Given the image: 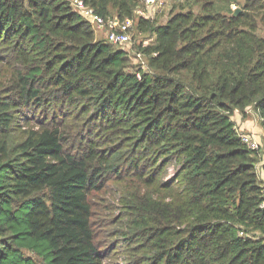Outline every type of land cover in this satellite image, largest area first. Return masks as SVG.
I'll return each mask as SVG.
<instances>
[{
  "label": "trees",
  "instance_id": "obj_1",
  "mask_svg": "<svg viewBox=\"0 0 264 264\" xmlns=\"http://www.w3.org/2000/svg\"><path fill=\"white\" fill-rule=\"evenodd\" d=\"M180 6L137 20L140 70L69 0H0V264H107L100 194L123 264H264V0ZM250 107L260 150L232 119Z\"/></svg>",
  "mask_w": 264,
  "mask_h": 264
},
{
  "label": "rangeland",
  "instance_id": "obj_2",
  "mask_svg": "<svg viewBox=\"0 0 264 264\" xmlns=\"http://www.w3.org/2000/svg\"><path fill=\"white\" fill-rule=\"evenodd\" d=\"M186 5V0H158V4L153 7H146L139 1L137 7H141L145 10L148 17L156 19L159 23L167 21L168 17L177 10L181 9L180 5ZM96 32L98 38H104L103 33ZM132 48L128 47L133 54L134 45H138L140 42L151 43L154 41V35L150 33H139L137 28L132 32ZM132 64H136L134 58H131ZM137 65V64H136ZM232 119L235 121L236 126L240 132L253 133L257 139L262 142L263 127L261 125V118L253 108L247 109L246 115L242 112L236 111ZM262 151V150H261ZM176 170V167H172L169 170V176L172 175ZM259 176L264 177V171L262 170V162L258 164ZM264 182V180H262ZM111 196L100 194L93 198L94 202V214H93V225L97 234V241L101 245V248L106 251V254L110 255V258L106 260L107 264H123L126 259V253L121 246V242L116 240L114 236V217L117 216V211L107 208L108 202L106 199H110ZM108 250V251H107Z\"/></svg>",
  "mask_w": 264,
  "mask_h": 264
},
{
  "label": "built area",
  "instance_id": "obj_3",
  "mask_svg": "<svg viewBox=\"0 0 264 264\" xmlns=\"http://www.w3.org/2000/svg\"><path fill=\"white\" fill-rule=\"evenodd\" d=\"M72 6L79 11V13L88 19L96 30L102 31L106 39L115 46L121 48H128L132 45V32L136 28V22L140 17H148L145 10L141 7L135 9L133 17L121 19L118 15L105 17L98 13L93 7L87 5L84 0H69ZM142 5L146 7H153L158 4V0H139ZM236 9V6H233ZM134 61L138 69H147V58L142 52L133 53ZM135 64V65H136ZM141 78L140 71L138 72ZM241 139L244 144L253 150H260L262 143L257 139L253 133H240Z\"/></svg>",
  "mask_w": 264,
  "mask_h": 264
},
{
  "label": "crops",
  "instance_id": "obj_4",
  "mask_svg": "<svg viewBox=\"0 0 264 264\" xmlns=\"http://www.w3.org/2000/svg\"><path fill=\"white\" fill-rule=\"evenodd\" d=\"M97 32L103 33V35L105 36L104 32L99 31V30H97ZM262 170H263V169H262ZM261 179L264 180V177H261Z\"/></svg>",
  "mask_w": 264,
  "mask_h": 264
},
{
  "label": "water",
  "instance_id": "obj_5",
  "mask_svg": "<svg viewBox=\"0 0 264 264\" xmlns=\"http://www.w3.org/2000/svg\"><path fill=\"white\" fill-rule=\"evenodd\" d=\"M240 10V8H237L235 14H237Z\"/></svg>",
  "mask_w": 264,
  "mask_h": 264
}]
</instances>
